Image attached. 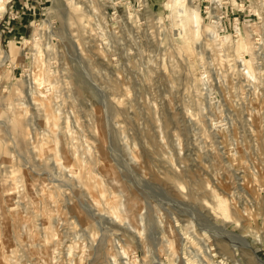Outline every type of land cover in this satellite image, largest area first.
<instances>
[{
  "label": "rangeland",
  "instance_id": "rangeland-1",
  "mask_svg": "<svg viewBox=\"0 0 264 264\" xmlns=\"http://www.w3.org/2000/svg\"><path fill=\"white\" fill-rule=\"evenodd\" d=\"M8 2L0 264H260L238 240L264 260V64L251 40L220 49L199 13L187 48L174 0H39L21 18L26 1Z\"/></svg>",
  "mask_w": 264,
  "mask_h": 264
},
{
  "label": "built area",
  "instance_id": "built-area-1",
  "mask_svg": "<svg viewBox=\"0 0 264 264\" xmlns=\"http://www.w3.org/2000/svg\"><path fill=\"white\" fill-rule=\"evenodd\" d=\"M191 3L199 8L202 20L213 28L211 37L220 49L233 45L232 40L250 39L255 61L264 64V0H191ZM253 7H257L258 12ZM28 10H32L30 1L17 8L16 17L21 18Z\"/></svg>",
  "mask_w": 264,
  "mask_h": 264
},
{
  "label": "bare ground",
  "instance_id": "bare-ground-1",
  "mask_svg": "<svg viewBox=\"0 0 264 264\" xmlns=\"http://www.w3.org/2000/svg\"><path fill=\"white\" fill-rule=\"evenodd\" d=\"M9 0H0V11H2L3 9H5V5L7 4V2H8ZM67 7V6H66ZM76 14V13H75ZM172 14L175 16V17H178V18H180V25L182 26V31L184 32L183 34L181 33L182 31H180L178 34H180V35H182V37H183V40H185L186 41V47L187 48H190L191 46L189 45V44H191L190 43V41L191 42H194L197 38H198V36H199V27H201V25L199 24V19H200V16H199V9L197 8V7H195V8H193V7H191V6H189L188 5V0H174V2H173V10H172ZM199 17V18H198ZM195 24L198 26V28H195ZM211 28V27H210ZM211 30V33L210 34H212L213 32V28H211L210 29ZM250 42V41H249ZM237 43V42H236ZM238 49H244L245 48V46H246V48H247V45H246V43H245V41L242 39V38H240L239 39V41H238ZM209 45V44H208ZM251 46H249V48H250ZM245 48V49H246ZM218 49V48H217ZM251 49V48H250ZM192 50V49H191ZM211 50H213V48L211 49ZM253 49H251V51H252ZM236 51V50H235ZM238 55V54H237ZM242 56V55H241ZM241 59H242V57H241ZM251 60V59H250ZM242 61H243V63H245V65H246V62H244V60L242 59ZM256 62V61H255ZM253 63H254V58H253ZM248 65H247V68H245V70H246V73H247V77H250V76H253L254 77V75H253V73H254V69H253V66H252V64H251V62L250 61H248V63H247ZM257 65V64H256ZM259 65V64H258ZM261 67V66H260ZM259 70V69H258ZM246 73H245V75H246ZM260 75V74H259ZM81 77V76H80ZM80 77H78V82L79 83H83L84 81L82 80V78H80ZM246 77V78H247ZM245 78V79H246ZM82 88H83V90H85L84 89V87H83V85H82ZM36 95V94H35ZM40 97V96H39ZM119 111V110H118ZM132 115V114H131ZM148 117V116H147ZM189 117V116H188ZM149 119V118H148ZM135 120V119H134ZM127 122V121H126ZM130 124V123H129ZM137 125V124H136ZM215 125V124H214ZM128 126V125H127ZM13 127V126H12ZM138 127V126H137ZM136 129V128H135ZM14 131L16 130V129H13ZM217 130V129H216ZM255 131V130H254ZM261 131V130H260ZM263 131V130H262ZM264 132V131H263ZM58 134V133H57ZM101 137V136H100ZM51 138V137H50ZM98 139V138H97ZM32 141V140H31ZM95 141V140H94ZM98 141V140H97ZM260 141H261V143H263V145H262V150L264 151V136H260ZM259 141V142H260ZM43 142V141H42ZM90 144H92V141L90 142ZM89 144V145H90ZM101 144V143H100ZM49 145V144H48ZM94 145V144H93ZM69 146H71V145H69ZM91 146V145H90ZM95 146V145H94ZM98 146H100V145H98ZM97 146V147H98ZM56 147V146H55ZM64 148V147H63ZM81 148V147H80ZM90 148V147H89ZM91 149V148H90ZM97 149H100L99 147L97 148ZM65 150V149H64ZM52 151V150H51ZM63 151V150H62ZM87 151V150H86ZM104 151V150H103ZM132 151V150H131ZM68 152V151H67ZM64 153V152H63ZM70 153V152H69ZM54 154V153H53ZM52 155V154H51ZM50 154H49V156L50 157H52L53 158V156H51ZM71 155V154H70ZM48 156V157H49ZM63 156V155H62ZM90 156V155H89ZM1 157V156H0ZM23 157V156H22ZM49 157V158H50ZM70 157V156H69ZM91 157V156H90ZM35 158V157H34ZM89 158V157H88ZM133 158V157H132ZM2 159V158H1ZM0 159V160H1ZM71 159V158H70ZM3 160V159H2ZM38 161H41V162H43V158H38L37 159ZM36 160V161H37ZM4 161V160H3ZM52 161V160H51ZM128 161V160H127ZM133 161V160H132ZM6 162V161H5ZM55 162V161H54ZM11 163V162H10ZM52 163V162H51ZM6 164V163H5ZM54 164V163H53ZM135 164V163H134ZM137 164V163H136ZM40 165V164H39ZM38 165V166H39ZM55 165V164H54ZM54 165H53V167H54ZM43 166V165H42ZM51 166V165H50ZM60 166V165H59ZM56 168V167H55ZM70 169V168H69ZM72 169V168H71ZM70 169V170H71ZM75 169V168H74ZM77 169V168H76ZM68 170V169H67ZM67 170H66V172H67ZM78 170V169H77ZM76 170V171H77ZM55 171V170H54ZM65 171V170H64ZM74 171V170H73ZM72 171V172H73ZM79 171V170H78ZM71 172V173H72ZM68 173V172H67ZM75 173V172H74ZM66 174V173H65ZM109 174V173H108ZM148 174V173H147ZM72 175V174H71ZM84 175V174H83ZM86 175V174H85ZM84 175V176H85ZM109 176V175H108ZM151 176V175H150ZM256 177V176H255ZM72 178L75 180H78L81 184H83L84 182H85V179H84V177H81V176H79V175H72ZM58 180V179H57ZM255 180V179H254ZM155 181V180H154ZM73 182V181H72ZM62 184H64V183H62ZM114 184V183H113ZM198 185H199V183H197ZM10 185H12V184H10ZM66 185V184H65ZM201 186V185H200ZM13 187V186H12ZM11 188V187H10ZM110 188V187H109ZM112 188V187H111ZM116 189V188H115ZM5 190V189H4ZM105 191H106V189H105ZM117 191V190H116ZM4 192V191H3ZM211 192V191H210ZM89 193V192H88ZM103 196V195H102ZM115 197V196H114ZM214 197H216V201H217V204H218V206L221 208V210H223L224 212H226V207H225V205H224V203L226 202V201H228V200H226V199H224L223 197H220L219 195H217L216 194V196L214 195ZM97 202H99V201H96V202H94V205L96 206V209L97 210H99L98 209V203ZM215 203V202H214ZM14 205V204H13ZM120 207V206H119ZM119 212V211H118ZM116 216V215H115ZM49 217V216H48ZM109 218V217H108ZM49 219V218H48ZM47 220V219H46ZM112 220V219H111ZM120 221V220H119ZM48 222H49V220H48ZM111 222V221H110ZM146 222V221H145ZM50 223V222H49ZM123 224V223H122ZM48 225H51V224H48ZM214 226V225H213ZM220 229H221V227H219ZM216 231V230H215ZM221 231V230H220ZM226 231V230H225ZM222 232V231H221ZM244 234V233H243ZM255 234V233H254ZM240 235V234H239ZM245 235H248V234H245ZM245 235H242V236H240L239 237V239L238 240H240L241 242H240V244L242 243V247L241 248H243L244 247V249H246L247 251H252V253L255 255L254 256V258L257 260V262H259L260 264H264V260L262 259V258H260V257H258L257 255H256V253H255V251L251 248V245L245 240ZM223 237V236H222ZM237 237V236H236ZM221 238V237H220ZM226 238H228V237H225V239ZM233 238V237H232ZM238 238V237H237ZM236 238V239H237ZM53 239V238H52ZM235 239V240H236ZM231 240V239H230ZM219 241H221V240H219ZM56 242V241H55ZM222 242V241H221ZM237 242H239V241H237ZM233 243V242H232ZM46 244V243H45ZM231 244V243H230ZM229 243H228V245H230ZM240 244H238V245H240ZM234 245V244H233ZM231 246H232V244H231ZM232 247H236L235 245L234 246H232ZM238 247V246H237ZM221 249H222V251H224V252H226L227 253V251L229 252V253H231L230 251H229V247L227 246V244H224V243H222L221 244ZM71 250V249H70ZM243 251V250H242ZM235 254V253H234ZM246 254V253H245ZM243 256V255H242Z\"/></svg>",
  "mask_w": 264,
  "mask_h": 264
},
{
  "label": "crops",
  "instance_id": "crops-1",
  "mask_svg": "<svg viewBox=\"0 0 264 264\" xmlns=\"http://www.w3.org/2000/svg\"><path fill=\"white\" fill-rule=\"evenodd\" d=\"M15 1H17V0H15ZM20 1L21 2L23 1V3H25L24 1H26V2L27 1H30L32 3V9H33V11L36 10V8L38 7V2H39V0H20Z\"/></svg>",
  "mask_w": 264,
  "mask_h": 264
}]
</instances>
